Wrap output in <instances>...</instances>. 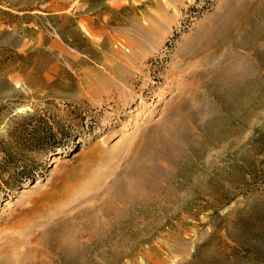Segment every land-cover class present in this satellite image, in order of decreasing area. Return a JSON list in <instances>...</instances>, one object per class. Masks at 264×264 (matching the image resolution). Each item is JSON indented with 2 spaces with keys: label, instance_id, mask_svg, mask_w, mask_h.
I'll use <instances>...</instances> for the list:
<instances>
[{
  "label": "rangeland",
  "instance_id": "obj_1",
  "mask_svg": "<svg viewBox=\"0 0 264 264\" xmlns=\"http://www.w3.org/2000/svg\"><path fill=\"white\" fill-rule=\"evenodd\" d=\"M0 264H264V0H0Z\"/></svg>",
  "mask_w": 264,
  "mask_h": 264
},
{
  "label": "bare ground",
  "instance_id": "obj_2",
  "mask_svg": "<svg viewBox=\"0 0 264 264\" xmlns=\"http://www.w3.org/2000/svg\"><path fill=\"white\" fill-rule=\"evenodd\" d=\"M219 20H222V18H220ZM218 26H219V24L214 22L212 24H207V25L197 29L196 31L192 32L191 37L189 38V40H187V50L185 49V52L193 53V54H194V52L199 53L202 50V47L209 44L211 41V38L212 37L214 38L216 36L215 34H217ZM167 30H168L167 31L168 33L171 32L170 27H168ZM166 36H167V34H165V33L160 34V37L157 39L156 45H160L164 41ZM117 46L119 49L125 48V50H123L124 52H122L121 49L119 50L123 53V55H121L122 54L121 52L118 54L119 56L117 55L118 58L120 57V55L123 57L122 61H117L115 59H112V60L115 61L116 63H118L119 66L122 65L121 62H124L126 65H123V68H127V66L131 65V64L135 65V63H133L134 58H133V55L131 54V51L133 49H136L138 46L133 41H121L120 43L117 44ZM129 51H130V53H128ZM181 55H182V53H181ZM182 58L183 57H180V60H182ZM112 60L110 61V65H111ZM115 67H118V65H116ZM119 69H120V73H121L122 67H120ZM111 71H112V68H110V71L107 74L108 76H104L103 79L98 80L95 88H100L101 86L105 85V83H107L108 88H110V83H112V81H114V76H111V74H110ZM168 77H170L169 82L175 80V78H176V76L173 75V73L169 74ZM117 78L120 79L119 76ZM117 84H119V83H117ZM169 84L172 87L173 82H171ZM145 100H146V98H145ZM153 106L154 107L160 106L159 101H156V103ZM150 111H152V110H150ZM19 192H20V194H26V192L23 190H21ZM8 203L10 204V201L5 202L2 205L7 206ZM11 205H15V204L12 203Z\"/></svg>",
  "mask_w": 264,
  "mask_h": 264
},
{
  "label": "trees",
  "instance_id": "obj_3",
  "mask_svg": "<svg viewBox=\"0 0 264 264\" xmlns=\"http://www.w3.org/2000/svg\"><path fill=\"white\" fill-rule=\"evenodd\" d=\"M25 121L27 122L28 125H32V123L35 121V116L33 114H28L24 116ZM32 127L31 135L28 137L26 140L25 145L33 146V151H42L44 150L42 143L44 141L43 139V132L39 129L37 124ZM16 183V182H15Z\"/></svg>",
  "mask_w": 264,
  "mask_h": 264
}]
</instances>
